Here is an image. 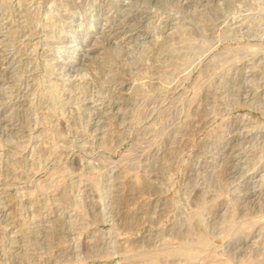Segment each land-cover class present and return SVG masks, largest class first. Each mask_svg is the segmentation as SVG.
<instances>
[{"label": "rangeland", "instance_id": "rangeland-1", "mask_svg": "<svg viewBox=\"0 0 264 264\" xmlns=\"http://www.w3.org/2000/svg\"><path fill=\"white\" fill-rule=\"evenodd\" d=\"M0 264H264V0H0Z\"/></svg>", "mask_w": 264, "mask_h": 264}, {"label": "bare ground", "instance_id": "bare-ground-1", "mask_svg": "<svg viewBox=\"0 0 264 264\" xmlns=\"http://www.w3.org/2000/svg\"><path fill=\"white\" fill-rule=\"evenodd\" d=\"M54 26V25H53Z\"/></svg>", "mask_w": 264, "mask_h": 264}]
</instances>
